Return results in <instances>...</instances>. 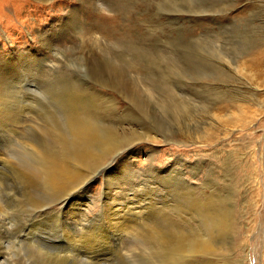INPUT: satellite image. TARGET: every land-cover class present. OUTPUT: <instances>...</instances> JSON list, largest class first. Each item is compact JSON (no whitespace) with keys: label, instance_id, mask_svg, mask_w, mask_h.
<instances>
[{"label":"rangeland","instance_id":"rangeland-1","mask_svg":"<svg viewBox=\"0 0 264 264\" xmlns=\"http://www.w3.org/2000/svg\"><path fill=\"white\" fill-rule=\"evenodd\" d=\"M0 93V263L170 264L154 229L82 247L72 213L99 223L109 191L96 169L63 215L62 195L39 191L43 172L21 143L71 156L79 109L98 128L95 153L115 155L107 175L128 177L123 193L151 182L140 199L184 213L189 198L165 181L183 179L199 200L210 192L209 211L226 220L220 253L191 264H264V0H0ZM184 217L162 226L189 242L197 221Z\"/></svg>","mask_w":264,"mask_h":264},{"label":"bare ground","instance_id":"bare-ground-1","mask_svg":"<svg viewBox=\"0 0 264 264\" xmlns=\"http://www.w3.org/2000/svg\"><path fill=\"white\" fill-rule=\"evenodd\" d=\"M4 101H5V93L4 94L0 93V111L3 110ZM6 101L8 102L7 99ZM80 114L81 111L77 109L76 110V115L78 116L77 123L72 133L73 140L70 142V144L72 145L71 156H61V158L46 157L43 146L39 144L36 140L31 139V137H29V135L27 134L25 135L26 139H24L21 144L23 145L22 147L23 151L29 153L32 156V158L35 160L34 162L36 163L37 167H39V169H41V171L43 172L44 187L39 189L41 194L50 192V193H55V195L60 194L59 195L60 197L62 195V197L59 199L60 201L58 200L57 203L58 205L56 210L57 215H63L64 212L63 208L69 196H74L77 199L79 198L78 197L79 194L82 193L84 195V193L87 191V187L85 185L92 178L91 176L93 175L95 169L97 172H99L100 175L103 176L106 175L105 177L106 186L108 187V185L109 184L110 185H109V191H106V193H104L106 195L105 196L106 200L104 201L101 207L100 213L97 215L98 217H100V219H96L99 223L89 224L88 219H91L92 217H86L83 216V214H80L79 212H81L83 209L77 208L78 212H75V214L72 213V216L74 218L72 220V224L76 226L75 227L76 231H78V233L79 232L84 233V235H81L79 238H77V240L81 244L82 243L84 244L82 247H84L85 245L90 246L91 243L95 244V243L107 242V239L111 238L110 236L120 235L122 233L126 236L130 235L131 233H136L140 236H144L143 228H147V229H154L153 235L156 237L158 241L156 245H158L162 249H166V253L163 255L161 259L162 263L165 261V263L170 262V264L171 263L191 264L192 261L205 260L211 257H218V254L220 252L218 254L215 253L216 249H219V245H217L219 244L218 243L219 241L217 239L222 237V234L224 232L223 224H225L226 220L223 217L222 213L219 212L213 213L209 211V209L212 208L211 206L214 205L208 199L210 196V192L208 193L207 191H205V189L203 190V188H201L200 194H202L203 196L202 198L206 200H199L196 197V194H194V192L188 188L189 185L185 183L183 179L177 178V179H170L168 181H165L166 185H171L175 181V183L172 184V186H170V189L166 192L167 194H169V196L172 195L171 194L172 192L174 191L178 192L179 190L181 191L180 194L183 197L189 198L187 204L189 205V208H191L192 211L191 212L183 211L184 213H180L179 212L180 210L178 208L177 210L179 211L176 210L177 206L175 203L170 208V207H165V204H163L162 201L153 202L151 199H149L150 197L145 198L146 201H149L148 203L145 200L140 199L138 196L141 191H142L141 192L142 196L144 194L146 196L153 194L150 192V190H152L151 187L150 186L147 187V185H150L151 182H147V181L146 182L142 181L141 183L137 182L134 188H130L131 194L123 193L122 191L123 188H121L120 184L121 181L125 179L127 180L128 177H126L123 180H121L122 178L120 180L119 179L115 180L110 178L109 175H107L108 168L111 164V159L115 155L114 154L111 155L108 158V160L105 162L102 160V156H99L100 153L97 154L95 153V151L92 148L96 143H92V142L99 141L98 128L96 124L90 121L89 112H86L83 116H80ZM0 117H1L0 121L4 119V116L1 115ZM104 148L106 149L105 151L107 153H111V151L114 148H117V143L115 141H109L105 144ZM2 155L3 154L0 153V157ZM22 155H23L22 157H24L26 153H22ZM1 163L2 164L6 163L5 159ZM86 170L91 173V175L88 176L87 179H85V177L83 178V176L85 175L84 172ZM155 180L159 182L158 178H156ZM169 182L171 184H168ZM143 183H148L147 185H145L146 186L145 191L144 189L142 190L140 189L141 186L143 187L142 185ZM111 186H113L114 188H112ZM153 187L154 186H152V188ZM74 204H77L79 206L85 205V203L81 204V203H77L76 201L74 202ZM45 205L47 204L33 205V209L36 208V210L38 211L41 209H46L47 206ZM33 209L32 210L30 209V211H33ZM35 213L36 212H34V214ZM209 213L210 215H208ZM186 214L189 215V219L193 218L194 220L196 219L195 221H197V227H196L197 235L193 236L192 240L189 242H185L186 235L183 233L181 229H179V227L178 229L169 228L168 230H165L162 226L163 225L162 219L164 217H166L168 221H171L170 217L172 219L173 217H176V219H173L174 223L176 224L178 223L177 221H181L178 219H184L187 221L188 217L186 218L184 217ZM194 214H196L197 218H195L196 216H193ZM84 222H85V226L87 225V227L84 226L83 224ZM96 232L97 235L95 234ZM94 234L96 235L95 237H93ZM67 237L71 239L68 235ZM188 237H191V235H189ZM2 252L3 251L0 250V254L3 255L4 253ZM94 252L91 253L89 251L87 253L92 254L91 257L93 259L94 258L96 259L100 255L95 254ZM196 256L197 257L200 256L201 258L196 259L197 258ZM83 261L90 264H96V261L95 263L94 261L91 262V260H83ZM195 264H214V263L211 261H203L200 263L196 262Z\"/></svg>","mask_w":264,"mask_h":264}]
</instances>
